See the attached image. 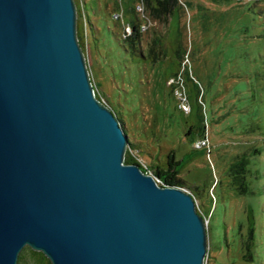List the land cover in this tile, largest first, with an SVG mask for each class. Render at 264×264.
<instances>
[{"label": "water", "instance_id": "95a60500", "mask_svg": "<svg viewBox=\"0 0 264 264\" xmlns=\"http://www.w3.org/2000/svg\"><path fill=\"white\" fill-rule=\"evenodd\" d=\"M75 0H0V264H205L198 204L126 165Z\"/></svg>", "mask_w": 264, "mask_h": 264}, {"label": "rangeland", "instance_id": "374dc122", "mask_svg": "<svg viewBox=\"0 0 264 264\" xmlns=\"http://www.w3.org/2000/svg\"><path fill=\"white\" fill-rule=\"evenodd\" d=\"M82 1L94 92L122 115L130 151L152 174L170 152L182 161L178 177L208 219L205 264H264V0H175L173 22L151 12L152 0ZM129 16L140 21L145 54L170 35L190 81L184 73L167 82L166 57L125 52ZM204 129L207 147L198 148Z\"/></svg>", "mask_w": 264, "mask_h": 264}, {"label": "trees", "instance_id": "16d2710c", "mask_svg": "<svg viewBox=\"0 0 264 264\" xmlns=\"http://www.w3.org/2000/svg\"><path fill=\"white\" fill-rule=\"evenodd\" d=\"M76 2V10L78 11V35L77 38L79 39V43L80 46L82 47V51H84L85 55H86V49H87V44H88V38L87 36V32H86V14H88L86 12L85 7H84V3L82 0H75ZM174 3H176L175 0H152L150 3V9L151 12L159 19L162 20H166L167 16L171 14V19L172 22L174 20V12L176 11L175 8H173L172 10L169 9V7L172 5H174ZM128 8L126 5V12H127ZM130 17V16H129ZM128 22L130 23V25L133 27L134 30V37L129 39L128 44L124 47L125 52L129 53L132 57V59L134 61H155L157 59H162L164 57L167 58V63L169 64V68L170 70L167 71V82H169L170 80H173L175 78H178L179 75L183 76L185 73V77H187L188 81H190V75L189 72L187 71V69H182L181 67H183V62H184V55H183V50L181 49V47H179L177 44H174L173 41H170V35L167 34V36L165 37H159L157 39L154 40L153 42V46L151 47V49L146 53L148 55H146L144 53V51H142L141 49V39H140V29L141 27L139 26L140 21L138 20V18L136 16H131L130 19L128 20ZM128 49H130V51H128V49L126 47H128ZM95 88V91L97 90V85H95V82H92ZM174 89V87H172V90ZM191 94L195 92H197V88L194 89L192 91L191 89ZM96 94V98L100 100V102L102 101V97L101 95L97 94V92H95ZM191 96V95H190ZM197 96V100H199V96ZM188 104L190 105V109L191 107V99L190 97H186ZM107 106V105H106ZM110 108V110L112 111L113 115L116 117L115 119L119 122L123 133L125 134V122L122 117V115H120V113L116 112L115 109L112 108V106H108ZM183 113V112H182ZM192 113V109L190 111L189 114H185L186 116H189ZM202 115V114H200ZM192 132V129L189 133ZM125 136L127 137V134H125ZM206 129H204L203 131V135H201V140H205L206 137ZM128 151L126 154V158L124 159L125 164L126 165H137V167H140L145 173H151V171L148 169V167L142 166L137 159L130 153V150H132L133 145L131 144V142L129 141L128 137ZM159 165L154 167V172L153 174L151 173L152 176H154L158 181H160L162 183V185L164 188L165 187H170V188H181L183 190H186L187 192L190 193L191 196H193V198L195 199V201L197 202V196L193 191H190V189H185L183 188L184 182L178 177V175H180L181 172V168H182V161L178 162L175 158V154L174 152H170L166 158H164L163 161H158ZM199 213L204 217H206L203 213V210L201 208V206H199ZM28 261H32L34 264H51V262L45 257L44 254L39 253V252H34L32 251L30 248H25L22 250V252L19 255V259H18V263L16 264H26L28 263Z\"/></svg>", "mask_w": 264, "mask_h": 264}, {"label": "built area", "instance_id": "2783aa9c", "mask_svg": "<svg viewBox=\"0 0 264 264\" xmlns=\"http://www.w3.org/2000/svg\"><path fill=\"white\" fill-rule=\"evenodd\" d=\"M178 95H179V107L178 108L180 109V112H183L185 114H189L191 109H190V105L188 104L187 98L185 96H182L181 93ZM207 142H208V140L206 138L205 140H202L196 144H197L198 148H200V147L202 148L205 146L207 147ZM130 153L137 159V157L131 151H130ZM137 161L141 164V162L138 159H137ZM142 166H144V165H142ZM149 174H151V173H149ZM158 183H160V181H158ZM199 206L200 205L198 204V209H199ZM203 219H205L206 226H208V219L205 217Z\"/></svg>", "mask_w": 264, "mask_h": 264}]
</instances>
